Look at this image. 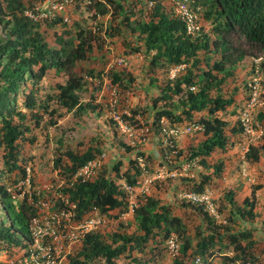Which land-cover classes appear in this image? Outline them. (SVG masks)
<instances>
[{"label":"rangeland","instance_id":"obj_1","mask_svg":"<svg viewBox=\"0 0 264 264\" xmlns=\"http://www.w3.org/2000/svg\"><path fill=\"white\" fill-rule=\"evenodd\" d=\"M23 1L27 3L26 0ZM101 1L103 3L95 0V4L89 7L78 4L72 6L68 10L71 20L69 25L45 30V38L49 46L58 49L56 37L60 35L64 39L70 37L74 45H77L75 36L82 29L90 38L91 49L87 51L84 60L77 61L60 72L51 70L39 83L41 88L39 97L45 100L49 95H57L55 89L57 84H64L70 77L81 78L83 89L79 93L80 101L82 103L92 101L97 106V110L76 115L66 111L55 101H49L48 112L54 110L55 114L50 115L37 109L33 113L39 116L40 122L34 127L35 119L30 118V114L22 107L21 97L17 102V109L27 113L32 127L27 137L33 142L22 144L21 156L25 162L23 165L26 167L28 178L18 184L16 190L22 187L20 198L24 192L41 195L36 204L38 216L31 225H65L66 229L62 235L68 231L78 235L77 225L95 220L100 223L92 228V233L99 234L107 241L113 233L140 235L134 219V204L138 207L146 197H151L168 206L172 216L181 219L184 234L173 233L167 241L161 236L152 239L143 252L125 253L115 260L116 264H133L131 260L133 258L148 264H194L196 257H200L196 253L197 243L202 237L207 238L213 230L217 231L219 240L208 247L206 256L213 255L216 264H264V94L260 98L262 105L253 113L254 132L250 135L230 133V129L236 127L239 122L242 106L249 94L248 84L255 79L260 87L264 88V53L250 49L243 40L234 39V45L244 53V59L233 67H226L233 72V75L224 82L220 90V95L224 98L233 96L234 103L226 111L217 113V116L227 123L225 132L229 145L225 152L216 150L212 153L206 159L208 168H204L198 159L189 161L188 155L190 148L197 147L205 139L204 131L182 135L174 140L173 149L182 151V154L177 156L175 151L167 148L165 135L153 127L155 112L151 106L152 101L160 95V90L165 86L167 79H173L170 71L175 68L169 69L168 73L159 68L152 69L149 65V57L145 56L142 48V42L138 40L137 35L126 28L124 16L115 12L116 10L113 6H109L106 0ZM115 1L122 3L123 0ZM161 1L165 8L171 11L169 1ZM193 1L200 8L199 33H206L214 38L212 23L203 15L207 10L205 0ZM132 2L134 3L135 0H126L124 4L130 6ZM99 3L109 9L107 15L103 16L99 13L97 8ZM137 9H141L142 14L135 13L130 18L132 25L138 20H148L151 5L142 3ZM109 27L119 29L120 32L116 33V36H110ZM42 28L44 30V27ZM65 31L69 34H64ZM1 37L3 32L0 29ZM135 48L140 49L135 52ZM90 71L93 75L89 74ZM183 72L184 67L180 68L176 75ZM113 73L122 77L124 83H113ZM129 80H133V83L128 84ZM113 89L117 93V102L114 108H111L109 102ZM214 96L213 91L212 97ZM161 104L163 103L159 105ZM177 104L178 98L174 97L168 108L179 115L181 110L175 108ZM260 114L262 119L259 118ZM123 115L129 120L123 118ZM114 117H119L118 121L123 129ZM200 118H208L207 111L195 114L193 121L184 120L171 126L182 127L184 124L198 123ZM167 124L170 125L168 120ZM96 144L105 157L100 159L101 167L93 179L102 174L116 182L120 189L127 191V210L123 214L115 210L104 215L94 211L85 215L82 221L76 222L71 213L59 215L60 209L56 207L52 209L60 199V189L76 181L74 176L71 179L65 176L62 168H56L54 161L62 158V164L65 166L68 163L63 156L65 150L81 155ZM123 145L133 148L134 151L125 152ZM250 146L257 147L258 161L246 159L245 154ZM138 151L144 153V158L138 160V166L142 171L138 177V184L129 191L125 189L124 179L117 176L112 168L118 160L122 161L120 168L122 175L130 168V161H134ZM219 163H222L223 168L216 177L211 167ZM207 176H210L211 180L205 185L204 190L209 192L208 196L215 211L214 216L211 217V224H208L198 211L199 206L188 203L184 196L194 193L203 177ZM7 179L11 182L13 176L0 183L10 189L12 185ZM255 187H259L255 192L256 217L252 220L242 219L235 215L236 209L243 206V200L250 196L251 190ZM229 191L234 192V205L226 200L225 196ZM244 232L250 234L249 240L254 243L246 252V256L237 253L229 240V235ZM82 240V238L64 240L54 255L62 258L63 264H68L69 257H75L80 251ZM187 240L190 248L183 253L181 247ZM249 240H241V245L244 246ZM171 241L176 245L175 248H171ZM4 261L1 252L0 262L3 264ZM90 264L105 263L95 261Z\"/></svg>","mask_w":264,"mask_h":264},{"label":"trees","instance_id":"obj_2","mask_svg":"<svg viewBox=\"0 0 264 264\" xmlns=\"http://www.w3.org/2000/svg\"><path fill=\"white\" fill-rule=\"evenodd\" d=\"M125 1L119 3L106 0L115 12L124 16L126 28L142 42L150 67L159 68L165 73L169 69L184 67L182 74L167 79L160 95L153 99V127L161 130L162 119L168 120L170 126L184 120L193 121L195 114L207 111L208 118H200L198 121L203 127L205 139L197 147L190 148L188 155L189 161L198 159L204 168H208L206 159L216 150L225 152L229 145L225 132L227 123L217 113L226 111L234 103L233 96L224 98L220 95L224 82L233 75L226 67H233L244 59V53L234 45V39L243 40L250 49L264 53V0H205L207 10L203 15L212 23L214 38L206 33H200L196 37L188 35L184 23L165 8L161 0H135L130 6H126ZM142 3L151 4L148 20L133 21L135 23L132 25L130 18L135 13L142 14V10L137 9ZM97 8L103 16L109 13V9L100 3ZM23 11V0H0V29L3 32V37L0 38V181L13 176L11 182L7 179L12 185L10 189L0 183V253L5 251L9 256L23 251L31 240L29 227L38 216L36 204L41 196L24 192L20 198L22 187L16 190L18 184L26 181L28 175L21 156L22 144L33 142L27 137L32 131L27 113L17 109L18 99L21 97V105L30 114V118L34 117V127L40 122L39 116L33 113L37 109L50 115L55 114L54 110L48 112L49 101H55L66 111L76 115L97 110L92 101H80L79 93L83 89V81L78 77H70L64 84H57V95H49L45 100L39 97V83L51 70L60 72L85 59L87 51L91 49L90 38L81 29L76 33L77 45H74L70 37L64 39L60 35L55 38L59 48L52 49L45 38V32L58 27L60 21L45 23L43 26L33 24L23 16ZM119 32V29L109 27L108 35L116 36ZM64 34L69 32L65 31ZM139 49L135 48V52ZM89 74L93 75V72L90 71ZM112 77L113 83H124L119 75L113 73ZM130 83L133 80H129L128 84ZM192 88L197 89L194 91ZM174 97L178 98V106L175 108L181 110L179 115L168 108ZM160 103L163 104L159 105ZM123 118L128 119L124 115ZM259 118H263L261 114ZM230 133H243L240 122L230 129ZM122 147L125 152L134 151L131 147ZM169 149L175 151L177 156L182 154V151H176L173 147ZM101 153L98 144L89 147L81 155L65 150L63 156L68 161L67 165L64 166L62 158H58L54 161V166L62 168L65 176L71 179L79 169L95 160ZM245 157L247 160L258 161L257 147H248ZM142 158L144 153L138 151L134 161H130V168L122 175V161L118 160L112 170L124 179L126 186L136 187L142 171L138 166V159ZM222 168V163L214 164L211 167L213 175L218 177ZM210 180V176L203 177L194 192L203 193ZM258 189L259 187H255L251 190L250 196L243 200V206L237 207L235 215L249 220L256 217L255 192ZM59 192L61 200L52 209L56 207L60 211L70 212L76 222L82 221L93 210L101 215L115 210L123 214L127 210L126 193L111 178L102 174L91 182L76 180ZM225 197L229 204L234 205L233 191L227 192ZM197 209L208 224H211L212 219L204 207L200 205ZM134 219L140 235L113 233L107 241L97 233H87L83 237L80 251L75 257H69L68 264H90L95 261L116 264L115 260L125 253L143 252L152 239L161 236L167 241L173 233L184 234L181 219L172 216L168 206L151 197H146L134 209ZM249 238L250 234L247 232L229 235L234 249L244 256L254 244ZM216 240H219V235L213 230L207 238L202 237L197 243L196 253L205 258L208 247ZM241 240L249 241L242 246ZM189 248L190 243L187 240L181 251L186 253ZM131 260L133 264H148L135 258Z\"/></svg>","mask_w":264,"mask_h":264},{"label":"built area","instance_id":"obj_3","mask_svg":"<svg viewBox=\"0 0 264 264\" xmlns=\"http://www.w3.org/2000/svg\"><path fill=\"white\" fill-rule=\"evenodd\" d=\"M24 2L23 16L27 18L33 24H39L43 26L45 23H50L59 20L61 25H69L71 20L68 15V10L78 4L79 6L89 7L95 4V0H26ZM102 2L101 0H97ZM169 1L168 4L171 7V13L180 19L185 27L186 33L190 36H196L200 32L199 24V11L200 8L195 5L193 0H164ZM103 3V2H102ZM151 5V4H150ZM61 24V25H60ZM182 67H177L170 71L171 78H174L176 73ZM90 80V79H89ZM248 97L244 102L241 112L239 122L243 128L244 134H252L254 132L253 125V113L254 111L262 105L260 101L261 96L264 94V88L260 87L258 82L254 79L248 84ZM194 90V88H192ZM116 90L111 91V100L109 102L110 107L114 108L116 104ZM119 117H114L115 121L123 129L121 123L118 121ZM161 132L166 137L167 148H172L173 141L178 139L182 135H188L192 133H198L203 131V127L197 122L184 124V126H170L167 124V120H161ZM126 131V130H125ZM168 148V149H169ZM105 157L103 153L97 159L88 162L83 168L79 169L75 174V179L82 182H89L93 180V177L97 170L101 167V160ZM28 178V177H27ZM130 189V188H129ZM127 188V190H129ZM209 192L204 193H188L185 196L186 201L190 204L197 206H204L211 216H214V209L208 196ZM95 211V210H94ZM97 213V211H95ZM69 214L70 212L61 211L59 215ZM35 220V219H34ZM33 220V221H34ZM32 221V222H33ZM31 222V223H32ZM99 221L90 220L88 222H81L77 225V230L79 234L75 232H65V225H30L29 231L31 240L27 243L26 248L17 253L16 255L9 256L5 251L2 252L4 255L3 264H63L62 258L55 256L54 253L59 249V245L64 240H73L77 238H83L87 233H89L93 227L99 224ZM62 228V229H61ZM171 248H175L176 245L171 241ZM214 256H205L204 259L201 257H196L194 264H216L214 261ZM0 264H2L0 262Z\"/></svg>","mask_w":264,"mask_h":264},{"label":"clouds","instance_id":"obj_4","mask_svg":"<svg viewBox=\"0 0 264 264\" xmlns=\"http://www.w3.org/2000/svg\"><path fill=\"white\" fill-rule=\"evenodd\" d=\"M199 34H200V33H199ZM199 34H198V35H199ZM198 35H196V36H198ZM196 36H193V37H196ZM257 71H258V70H257ZM251 82H252V81H251ZM192 123H193V122H192ZM198 124H199V123H198ZM199 125H200V124H199ZM201 126H202V125H201ZM160 131H161V130H160ZM203 131H204V130H203ZM180 137H181V136H180ZM102 154H103V153H101L99 156H97V158L100 157ZM97 158H96V159H97ZM102 159H103V158H102ZM138 160H140V159H138ZM95 179H96V178H94L93 180H95ZM93 180H92V181H93ZM89 182H91V181H89ZM115 183H116V182H115ZM137 184H138V183H137ZM116 185H117V184H116ZM125 185H126V184H125ZM118 187H119V186H118ZM127 188L129 189L130 187L125 186V189H126V190H127ZM133 188H135V187H133ZM121 190L125 192L124 189H121ZM130 190H132V188H130L129 191H130ZM205 191H207V190H204V192H205ZM126 192H127V191H126ZM126 192H125V193H126ZM204 192H203V193H204ZM129 193H130V192H129ZM194 193H195V192H194ZM197 194H201V193H197ZM130 205H131V207H132V204H130ZM192 205H193V204H192ZM195 206H197V205H195ZM203 207H204V206H203ZM135 208H136V205L134 204V209H135ZM93 212H94V210L91 211L90 213H93ZM133 212H134V210H133ZM206 212L208 213V211H206ZM97 213H98V212H97ZM98 214H99V213H98ZM100 215H101V214H100ZM208 215H209L210 218L213 217V216H211L209 213H208ZM90 232H92V231H90ZM90 232H89V233H90ZM82 239H83V238H82Z\"/></svg>","mask_w":264,"mask_h":264}]
</instances>
